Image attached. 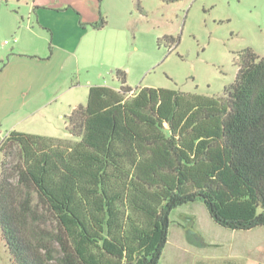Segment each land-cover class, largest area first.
<instances>
[{"label":"trees","instance_id":"obj_1","mask_svg":"<svg viewBox=\"0 0 264 264\" xmlns=\"http://www.w3.org/2000/svg\"><path fill=\"white\" fill-rule=\"evenodd\" d=\"M238 58L220 96L132 89L118 68V88L89 86L66 116L76 140L9 130L0 235L10 264H158L170 211L196 200L223 227L264 226V54Z\"/></svg>","mask_w":264,"mask_h":264},{"label":"rangeland","instance_id":"obj_2","mask_svg":"<svg viewBox=\"0 0 264 264\" xmlns=\"http://www.w3.org/2000/svg\"><path fill=\"white\" fill-rule=\"evenodd\" d=\"M31 2L0 0V140L16 116H24L30 106L9 111L22 104L34 86L55 74L61 63L56 53L46 60L32 57L31 51H16L17 42L27 40L37 54L47 48L40 35L43 32L27 20ZM102 11L99 19L102 16L108 22L107 28L95 34L97 42L83 54L71 78L74 85H81L82 104L86 103L87 81L117 86L114 70L118 68L126 71V83L132 89L153 86L220 96L234 80L241 50L264 54V0H139V8L136 0H103ZM60 15L65 27L76 24L74 31L82 30L69 18L74 12ZM28 24L37 34L26 39L25 28L19 29ZM164 35L177 41L157 43ZM101 67L110 68L103 77H99ZM58 106L60 103L45 104L28 120L30 130L38 131L47 118L61 127L64 119L53 112ZM25 123L16 129L27 130ZM52 123L44 121L46 126ZM200 263L264 264V226L249 230L223 227L213 221L200 200L174 208L158 264ZM0 264H10L1 235Z\"/></svg>","mask_w":264,"mask_h":264},{"label":"crops","instance_id":"obj_3","mask_svg":"<svg viewBox=\"0 0 264 264\" xmlns=\"http://www.w3.org/2000/svg\"><path fill=\"white\" fill-rule=\"evenodd\" d=\"M102 2L103 0H33V2L30 3L27 20L33 21H30V23H34L36 28L43 32L40 35L41 38L44 39V42H46L47 48L45 50L41 49L40 54H37L33 52V49L31 50V43H28L27 40L21 43L17 42L15 45L16 51L20 53L31 51L34 53L31 54L32 57L46 60L56 53L57 59H61L59 60L61 63L55 74L44 81L42 85L34 86L32 94L22 102V104L9 111L16 112V110L19 111L24 109L27 105L30 106L28 112L24 116H20L21 118H17L19 116H16V119L11 124V129L48 137H68V132L65 129L66 116L74 106L82 104V94H78V86L81 85H79L78 82L74 85L71 79L72 74L75 69H79V61L83 54L89 52L93 44L97 42V35L95 34L107 28L108 22L100 29H94L89 26V23L96 22L103 12ZM70 11L74 12V15H68L69 18L73 24L75 22L82 27L81 31H74L73 28L76 27V24L71 28L65 27L63 24L62 20L65 19H62L60 14H66ZM22 26L23 25H21L19 30L25 28L24 32H26L28 36L26 39L37 34L31 24L25 25L24 27ZM67 66L69 67L68 72L64 71ZM86 67H88V65H86ZM109 67H101L99 77H103L106 71L110 69ZM87 83L86 95L89 86L104 84L103 82L101 83L100 80H98V82L87 81ZM109 86L118 88V85ZM51 103H60V106L56 107V109L54 108L53 112H55L56 118L64 119L61 127L58 125L55 127L51 118H47L45 120L52 123V126L44 125V120L42 121L43 125L37 128L39 129L38 131L30 130L31 124L28 120L40 112L45 104L50 105ZM24 123V127H28L26 128L27 130L16 129L19 125ZM61 131H64L63 134H60Z\"/></svg>","mask_w":264,"mask_h":264}]
</instances>
